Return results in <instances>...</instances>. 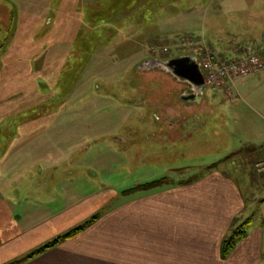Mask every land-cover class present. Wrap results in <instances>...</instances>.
I'll use <instances>...</instances> for the list:
<instances>
[{
  "label": "rangeland",
  "instance_id": "obj_1",
  "mask_svg": "<svg viewBox=\"0 0 264 264\" xmlns=\"http://www.w3.org/2000/svg\"><path fill=\"white\" fill-rule=\"evenodd\" d=\"M247 49L264 59V0H0L2 192L62 210L223 164L264 211V70L192 100L149 64Z\"/></svg>",
  "mask_w": 264,
  "mask_h": 264
},
{
  "label": "crops",
  "instance_id": "obj_2",
  "mask_svg": "<svg viewBox=\"0 0 264 264\" xmlns=\"http://www.w3.org/2000/svg\"><path fill=\"white\" fill-rule=\"evenodd\" d=\"M222 165L197 178L144 188L136 186L147 183L138 182L129 192L102 188L62 210L51 197L30 204L0 186V264H12L9 241L24 256L90 219L74 236L13 264H264V211L251 210L244 182ZM247 219L245 235L224 251L225 241Z\"/></svg>",
  "mask_w": 264,
  "mask_h": 264
},
{
  "label": "built area",
  "instance_id": "obj_3",
  "mask_svg": "<svg viewBox=\"0 0 264 264\" xmlns=\"http://www.w3.org/2000/svg\"><path fill=\"white\" fill-rule=\"evenodd\" d=\"M207 86L214 90L228 87L241 79L255 76L264 70V59L254 52H237L218 60L215 53L206 59L193 58Z\"/></svg>",
  "mask_w": 264,
  "mask_h": 264
},
{
  "label": "water",
  "instance_id": "obj_4",
  "mask_svg": "<svg viewBox=\"0 0 264 264\" xmlns=\"http://www.w3.org/2000/svg\"><path fill=\"white\" fill-rule=\"evenodd\" d=\"M191 60L193 62H190ZM149 64H160L179 81H189L194 85L200 86L202 89L204 87V81L201 72L198 68L197 63L191 56H178L166 62L152 60ZM188 98L191 99L190 96Z\"/></svg>",
  "mask_w": 264,
  "mask_h": 264
},
{
  "label": "trees",
  "instance_id": "obj_5",
  "mask_svg": "<svg viewBox=\"0 0 264 264\" xmlns=\"http://www.w3.org/2000/svg\"><path fill=\"white\" fill-rule=\"evenodd\" d=\"M245 51V50H244ZM247 52H255V51H252V50H246ZM237 53V52H236ZM188 56H193L195 57L194 55H188ZM186 57V56H185ZM217 57V56H216ZM196 58V57H195ZM229 58V57H228ZM227 59V58H226ZM224 60V59H223ZM190 62H193L192 60ZM155 183H148L146 184L145 186H152L154 185ZM139 188V187H137ZM133 189V188H132ZM131 190V189H130ZM93 219L95 217H92ZM89 221H92V219L84 222L83 224L81 225H78L77 227H74L72 229H70L69 231L65 232L64 234L62 235H59L57 237H55L54 239H52L51 241L43 244L42 246H39L35 249H33L32 251H30L29 253H27L26 255L22 256L21 259L17 260V262H24L25 260H28V259H31L33 258L34 256L36 255H39L41 253H43L44 251H46L47 249L49 248H52L53 246H55L56 244H58L61 240L63 239H66V238H69L71 236H74L75 234H77L78 232H80L85 226L86 224L89 222ZM250 219H247L245 221H243L238 227L235 228V230L233 231V233L231 234V236L225 241V245H224V251H227L230 247H232L233 243L235 242V239L236 238H241L245 235V232H244V227L247 226V224L249 223Z\"/></svg>",
  "mask_w": 264,
  "mask_h": 264
},
{
  "label": "flooded vegetation",
  "instance_id": "obj_6",
  "mask_svg": "<svg viewBox=\"0 0 264 264\" xmlns=\"http://www.w3.org/2000/svg\"><path fill=\"white\" fill-rule=\"evenodd\" d=\"M185 83H186V88L184 89V91L186 90V93H187V96L189 97L190 96V98L193 100V99H196V96H197V94L198 93H201V91L203 90L200 86H197V85H194V84H192V83H190L189 81H185ZM184 83V84H185ZM205 87H207L205 84H204V87L203 88H205ZM209 88V87H208ZM192 95H194V96H192ZM181 97H183V95L181 96Z\"/></svg>",
  "mask_w": 264,
  "mask_h": 264
}]
</instances>
